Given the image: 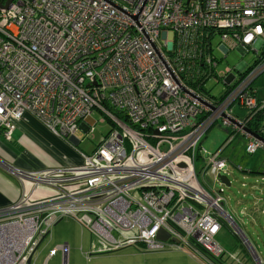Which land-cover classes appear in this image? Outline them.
<instances>
[{"label":"built area","instance_id":"obj_1","mask_svg":"<svg viewBox=\"0 0 264 264\" xmlns=\"http://www.w3.org/2000/svg\"><path fill=\"white\" fill-rule=\"evenodd\" d=\"M216 37L224 57L235 48L256 53L253 65L238 67V77L217 71ZM263 73L264 0H12L0 7V136L9 139L24 114L75 147L94 108L112 124L91 155L78 152L80 166L24 171L0 162L21 186L52 189L50 197L22 190L0 208V264H28L65 218L98 238L94 254L179 249L204 264L227 254L215 241L225 225L258 263L225 209L227 187L218 178L230 173L225 148L203 166L195 161L206 155L200 140L216 124L227 143L243 136L247 154L264 149L230 109L264 110L252 87ZM210 79L224 86L218 98L205 88ZM253 133L264 140V126ZM160 230L178 244L157 240ZM60 249L65 264L68 248Z\"/></svg>","mask_w":264,"mask_h":264},{"label":"rangeland","instance_id":"obj_2","mask_svg":"<svg viewBox=\"0 0 264 264\" xmlns=\"http://www.w3.org/2000/svg\"><path fill=\"white\" fill-rule=\"evenodd\" d=\"M218 43L219 38L216 37L212 42V48L214 56L219 61L217 71L223 72L225 70H231V75L238 77L236 71L238 67L253 65L256 53L249 52L243 56L242 52L239 51L238 48H235L234 50H230L224 57L217 47ZM216 83L215 79H210L206 82L205 88L211 91V94L214 95L213 97L218 98L219 95H221L224 86L222 84L215 85ZM252 87L256 89L259 96L264 94V73L252 82ZM230 109L237 120L244 119L248 114L247 110L242 109L237 104H233ZM111 127L112 124L107 117L94 108L90 116L79 124V129L75 135L76 140L79 141L77 147L70 146L58 138H55V140L64 145L65 148L56 142L59 147L66 149L68 155H71L73 159L78 162L75 166H80L81 159L78 152H82L85 155H91L98 143L110 131ZM227 138L228 134L223 128H220L218 124L212 126L200 140V145L206 150V155H201V160L198 159L195 161L197 168L199 165L203 166L209 155L218 150ZM243 138V136H237L224 149L222 156L225 158L230 157L231 159L236 156L234 160L235 166L240 167V171L246 170V168L255 169L259 164L258 159L261 157L260 160H264V149L258 150L253 155H248L244 145L241 150L237 147L239 140L244 143ZM52 150L58 158H61L58 149L54 148ZM227 167L230 169L228 178L231 182V186L225 188L223 194L226 199L225 209H228L227 211H229L236 219L244 235L256 249L261 264H264V216L258 214L257 219L254 221L248 210L254 205V202L258 198L262 199L260 203L264 206V181H262V175L253 177L256 179L254 185L257 188L250 196L245 198V203L239 202L237 204L238 201L244 200L242 199V196L247 192L249 185L246 182H249V178L247 179V177L243 176L245 174L244 172L235 170L231 168L230 165L228 166V162ZM198 178L200 182L203 183L202 175H198ZM243 178H245V181ZM204 180L210 185L212 184V177L209 174L204 177ZM242 184L245 186L243 187ZM213 185L216 190L220 189L218 183H213ZM244 206H246L247 210L244 209V215H241L240 211ZM215 241L224 251L227 252L223 257V260H225L227 264L231 263L228 259V255H237L239 258V264H243L242 261L244 264H255L244 248L241 239L225 225H222ZM64 244L68 245L65 259L66 264H204L199 262V260H197L192 254H188L179 249H165L164 251L148 252L141 246L127 247L115 252L89 255L91 244H94L96 248L99 247L98 238L91 235L89 231L81 228L76 221L67 218L60 220L50 229V233L36 250L32 264H63V252L60 250L55 251V248L58 245Z\"/></svg>","mask_w":264,"mask_h":264},{"label":"crops","instance_id":"obj_3","mask_svg":"<svg viewBox=\"0 0 264 264\" xmlns=\"http://www.w3.org/2000/svg\"><path fill=\"white\" fill-rule=\"evenodd\" d=\"M258 97L261 99H264V94L262 96L258 95ZM13 124L14 125L11 130L9 139H6L2 135L0 136V162L1 163L13 165L24 171H39V170L48 169V168H64V167L67 168V167L75 166V164H78V162L75 159H73L71 155H68V153L66 152V149H64L65 148L64 145H62L59 141L55 140V138L57 137L52 135L50 131L46 127H44L42 123L37 118H35L33 115L24 114L20 120L15 121ZM243 140L245 143L244 138ZM56 142H58L59 145L63 146L64 148L59 147ZM244 143L241 140L238 141L237 147L240 148L239 150H241ZM54 148L58 149V151L60 152L59 156L61 158H58L54 154L52 150ZM226 158H227L228 166L230 165L231 168L240 171L239 170L240 167L235 166L234 160L236 156L233 159H231L230 157H226ZM260 158L258 159L259 164L257 165L255 169L246 168V170L240 171V172L245 173L243 175L244 177H247V179L249 178L248 179L249 182H246L249 185L247 188L246 195L242 197V199L244 200L247 196H250L252 192H254V190L257 188L254 186L256 179L253 177H257V175L259 176L262 175L261 177H263L264 175V163H263L264 160H260ZM229 170L230 169H228V171ZM10 178L4 171L0 169V208H5L11 205L12 203L17 202L19 198L22 196V190H23V193H26L28 195L32 194V196H35V197H50L52 195V189L48 187H40L36 189L34 187H30L29 185L21 186L20 183L16 179L13 180ZM244 179L245 178H243V180ZM239 202L244 203V201L241 200V201H238L237 204ZM244 209L246 210L245 206L240 211V213L243 212ZM227 212L232 216V214L229 211ZM250 214L253 217L252 219L254 221L257 219L258 214L262 215L261 213H257V212L255 213L253 210L250 211ZM61 246H66L68 248L67 244L58 245L56 246L55 251L57 250L62 251L60 249ZM93 246L95 247L94 244H91L90 246L91 251L89 255H96L92 253ZM35 253L36 251L33 253V257ZM105 253H109V252H105ZM255 255L258 259V262H260V258L257 254L256 249H255ZM33 257L31 259L30 264H32ZM199 262L201 261L199 260ZM242 263L244 264L243 261ZM238 264H239V261H238Z\"/></svg>","mask_w":264,"mask_h":264},{"label":"water","instance_id":"obj_4","mask_svg":"<svg viewBox=\"0 0 264 264\" xmlns=\"http://www.w3.org/2000/svg\"><path fill=\"white\" fill-rule=\"evenodd\" d=\"M12 0H7V3L3 6H0L1 8H4V9H7L8 6L10 5ZM246 132H248L249 134H251L254 138L264 142V140L262 138H260L259 136H257L256 134H254L253 132H251L250 130L246 129ZM220 182L222 184H224L227 188H229L231 186V182L229 181V178L227 176H224V175H221L218 177ZM46 237H43L40 242L38 243L36 249L41 245V243L44 241ZM156 239L159 240V241H163V242H172L174 244H178V241L176 239H172L170 238V235L168 233H166L165 231L163 230H160L158 233H157V236H156ZM36 249L34 250V252L36 251ZM33 252V253H34ZM33 253L30 255L29 257V260H28V264L31 263V259L33 257Z\"/></svg>","mask_w":264,"mask_h":264},{"label":"trees","instance_id":"obj_5","mask_svg":"<svg viewBox=\"0 0 264 264\" xmlns=\"http://www.w3.org/2000/svg\"><path fill=\"white\" fill-rule=\"evenodd\" d=\"M247 124L246 127L250 130V131H256V129L259 126H264V110L257 112L254 115H247Z\"/></svg>","mask_w":264,"mask_h":264},{"label":"flooded vegetation","instance_id":"obj_6","mask_svg":"<svg viewBox=\"0 0 264 264\" xmlns=\"http://www.w3.org/2000/svg\"><path fill=\"white\" fill-rule=\"evenodd\" d=\"M261 99V98H260ZM246 119V121L245 122H247V118L245 117L244 119H242V120H245ZM247 124V123H246ZM230 143H227V142H224V144L221 146V147H224V148H226L228 145H229ZM255 154V153H254ZM249 155V154H248ZM253 155V154H252ZM246 194H244L242 197H244ZM225 198V197H224ZM261 199V198H260ZM244 201V203L246 202L245 200H243ZM261 201H262V199H261ZM246 207V206H245ZM264 208V206H263V204H261V203H259L256 207H254L253 205H252V207L251 208H249L248 210L249 211H251V210H253L255 213L257 212V213H261L260 211L262 210ZM247 210V209H246ZM242 213V214H241ZM240 214L241 215H244V211L243 212H241ZM237 225H238V227H239V224H238V222H237ZM240 228V227H239ZM241 229V228H240ZM251 244V243H250ZM247 251V250H246ZM254 251H255V249H254ZM248 253V252H247ZM249 254V253H248ZM250 255V254H249ZM235 257H236V259H237V261H239V258L237 257V255H234ZM251 257V256H250ZM230 260V259H229ZM254 260V259H253ZM255 262V261H254ZM233 263H235V264H238V262L236 263V262H232L231 261V263L230 264H233ZM212 264H227L226 262H225V260H215V261H213L212 262ZM255 264H260V262H255Z\"/></svg>","mask_w":264,"mask_h":264}]
</instances>
